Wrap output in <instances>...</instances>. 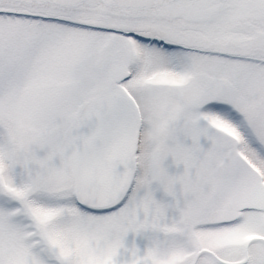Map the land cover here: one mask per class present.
Segmentation results:
<instances>
[{"label": "snow or ice", "instance_id": "1", "mask_svg": "<svg viewBox=\"0 0 264 264\" xmlns=\"http://www.w3.org/2000/svg\"><path fill=\"white\" fill-rule=\"evenodd\" d=\"M0 264H264V0H0Z\"/></svg>", "mask_w": 264, "mask_h": 264}]
</instances>
